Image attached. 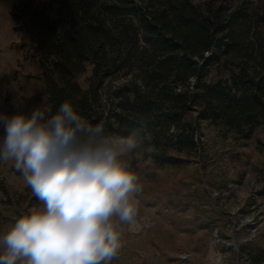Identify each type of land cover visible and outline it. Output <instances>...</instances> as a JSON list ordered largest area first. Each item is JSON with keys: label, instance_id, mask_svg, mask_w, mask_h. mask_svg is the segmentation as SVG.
<instances>
[{"label": "trees", "instance_id": "16d2710c", "mask_svg": "<svg viewBox=\"0 0 264 264\" xmlns=\"http://www.w3.org/2000/svg\"><path fill=\"white\" fill-rule=\"evenodd\" d=\"M11 16L36 44L47 107L69 100L159 168L202 155L204 122L243 138L264 123V2L19 0Z\"/></svg>", "mask_w": 264, "mask_h": 264}, {"label": "rangeland", "instance_id": "374dc122", "mask_svg": "<svg viewBox=\"0 0 264 264\" xmlns=\"http://www.w3.org/2000/svg\"><path fill=\"white\" fill-rule=\"evenodd\" d=\"M18 1L0 0V111L10 113L14 102L27 111L47 106L36 44L11 16ZM91 73L88 64L78 77L83 88ZM202 133V155L189 165L159 168L152 157L131 154L138 213L119 225L123 246L111 264H264V123L250 138L207 122ZM37 200L21 174L0 162V234Z\"/></svg>", "mask_w": 264, "mask_h": 264}, {"label": "clouds", "instance_id": "9594fccd", "mask_svg": "<svg viewBox=\"0 0 264 264\" xmlns=\"http://www.w3.org/2000/svg\"><path fill=\"white\" fill-rule=\"evenodd\" d=\"M14 105L0 111V162L40 206L0 234V264H111L123 246L119 225L138 213L135 137L91 123L69 100L56 111Z\"/></svg>", "mask_w": 264, "mask_h": 264}, {"label": "built area", "instance_id": "2783aa9c", "mask_svg": "<svg viewBox=\"0 0 264 264\" xmlns=\"http://www.w3.org/2000/svg\"><path fill=\"white\" fill-rule=\"evenodd\" d=\"M185 256V255H184Z\"/></svg>", "mask_w": 264, "mask_h": 264}]
</instances>
